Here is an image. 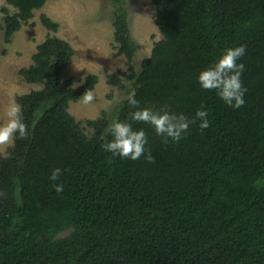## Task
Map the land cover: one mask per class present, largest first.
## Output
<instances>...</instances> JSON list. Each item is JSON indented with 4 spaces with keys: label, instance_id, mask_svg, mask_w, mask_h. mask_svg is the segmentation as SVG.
<instances>
[{
    "label": "trees",
    "instance_id": "trees-1",
    "mask_svg": "<svg viewBox=\"0 0 264 264\" xmlns=\"http://www.w3.org/2000/svg\"><path fill=\"white\" fill-rule=\"evenodd\" d=\"M7 42L46 0H4ZM115 8V56L131 59L123 0ZM161 35L133 82L139 107L164 106L191 116L201 105L209 126H190L164 143L143 123L154 162L110 158L101 145L109 122L84 133L69 102L94 88L96 76L71 90L57 78L69 66V44L47 36L20 70L40 90L16 97L30 133L0 154V264H264V0H149ZM18 9V11H17ZM41 25H58L42 16ZM246 46L239 109L196 83L221 50ZM111 85L120 78L109 76ZM126 99L115 119L133 111ZM62 169L63 191L49 176ZM66 233L65 236L62 234Z\"/></svg>",
    "mask_w": 264,
    "mask_h": 264
},
{
    "label": "rangeland",
    "instance_id": "rangeland-1",
    "mask_svg": "<svg viewBox=\"0 0 264 264\" xmlns=\"http://www.w3.org/2000/svg\"><path fill=\"white\" fill-rule=\"evenodd\" d=\"M3 7L8 9L9 14L15 12L14 8L0 0V120L4 119V108L13 94L16 98L42 88L41 85L24 82L19 72L32 64L31 56L36 47L51 36L66 41L71 49L70 64L57 78L60 87L74 90L84 83L88 75L96 76L93 88L95 100L85 105L79 99L69 102L67 107V112L84 133L92 135L93 129L87 122L103 119L110 124L115 119L119 104L133 91V82L124 75L138 73L153 44L161 39L149 0H123L130 37L135 45L131 59L115 56V8L110 0H46L43 7L33 11V17L22 24L8 42L2 29ZM42 16L57 23L56 32L48 31L41 25ZM111 75L120 78L119 86L108 82ZM9 148L11 146L0 148L1 156L6 157Z\"/></svg>",
    "mask_w": 264,
    "mask_h": 264
},
{
    "label": "clouds",
    "instance_id": "clouds-1",
    "mask_svg": "<svg viewBox=\"0 0 264 264\" xmlns=\"http://www.w3.org/2000/svg\"><path fill=\"white\" fill-rule=\"evenodd\" d=\"M18 11V9H17ZM246 54V46L240 44L221 50L213 62L203 67L196 74V83L204 91L214 92L216 96L228 107L239 109L245 105L247 88L242 82L245 65L242 58ZM13 94L4 108V119L0 120V148L14 146L18 139L29 136L30 129L23 116L21 104ZM127 104L134 109L125 120L113 119L108 125L106 135L110 136L101 147L110 158H120L136 161L143 159L148 163L154 162V156L147 147L148 132L143 127H135L136 123L149 126L164 143H176L187 135L191 125L199 122L201 129L209 126V110L201 105L191 116L184 112L168 110L166 107L155 106L139 107L135 92L125 97ZM95 100V93L87 89L81 97V103L88 105ZM62 169L54 168L49 176L57 193L63 191V184L55 183L60 179Z\"/></svg>",
    "mask_w": 264,
    "mask_h": 264
}]
</instances>
